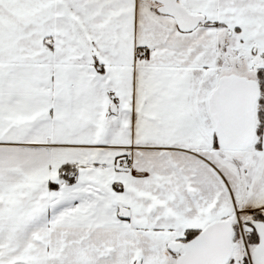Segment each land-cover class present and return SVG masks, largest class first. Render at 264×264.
Masks as SVG:
<instances>
[{
    "label": "snow or ice",
    "instance_id": "6c2138e0",
    "mask_svg": "<svg viewBox=\"0 0 264 264\" xmlns=\"http://www.w3.org/2000/svg\"><path fill=\"white\" fill-rule=\"evenodd\" d=\"M0 264H264V0H0Z\"/></svg>",
    "mask_w": 264,
    "mask_h": 264
}]
</instances>
